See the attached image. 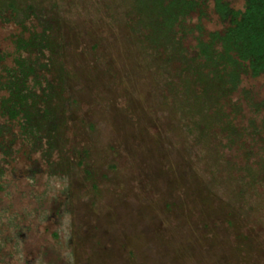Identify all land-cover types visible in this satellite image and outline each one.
Instances as JSON below:
<instances>
[{
  "label": "rangeland",
  "instance_id": "1",
  "mask_svg": "<svg viewBox=\"0 0 264 264\" xmlns=\"http://www.w3.org/2000/svg\"><path fill=\"white\" fill-rule=\"evenodd\" d=\"M16 3L44 22L0 8V50L52 28L56 128L2 161L0 264H264V77L244 75L218 119L137 39L129 0ZM201 23L225 26L213 3Z\"/></svg>",
  "mask_w": 264,
  "mask_h": 264
},
{
  "label": "trees",
  "instance_id": "2",
  "mask_svg": "<svg viewBox=\"0 0 264 264\" xmlns=\"http://www.w3.org/2000/svg\"><path fill=\"white\" fill-rule=\"evenodd\" d=\"M243 1L244 8L239 9L230 0H129L137 39L155 53L160 67L179 63L175 73L182 89H193L199 111L212 110L218 119L222 101L238 89L244 75L264 77V0ZM211 3L225 26L204 37L201 18ZM5 6L18 13L17 20L21 11L32 22L34 18L44 22V11L33 5L21 8L16 0H0V8ZM194 12L200 14L196 27L186 24ZM48 27L29 38L17 36L12 61L9 52L0 50V169L14 140L43 145L54 134L56 109L45 76L51 70L49 51L54 43ZM197 30V49L191 55L183 40Z\"/></svg>",
  "mask_w": 264,
  "mask_h": 264
}]
</instances>
